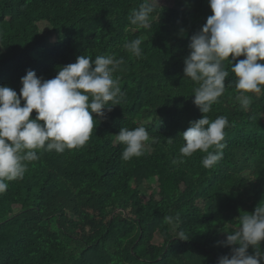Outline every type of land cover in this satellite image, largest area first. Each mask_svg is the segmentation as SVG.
<instances>
[{
  "label": "trees",
  "instance_id": "1",
  "mask_svg": "<svg viewBox=\"0 0 264 264\" xmlns=\"http://www.w3.org/2000/svg\"><path fill=\"white\" fill-rule=\"evenodd\" d=\"M140 2L0 0V85L18 95L27 70L51 79L81 54L124 61L113 73L121 103L94 119L89 140L62 153L36 150L39 159L24 162L23 178L7 181L0 264H217L231 251L217 242L239 227L240 212L264 204V91L248 93L243 109L225 60V91L205 114L230 123L223 158L205 168L206 153L197 150L174 164L182 132L202 116L183 60L212 13L208 0L161 2L143 29L129 20ZM137 38L141 58L124 47ZM141 126L150 139L141 156L125 161L115 134ZM181 231L188 240L176 237Z\"/></svg>",
  "mask_w": 264,
  "mask_h": 264
},
{
  "label": "clouds",
  "instance_id": "2",
  "mask_svg": "<svg viewBox=\"0 0 264 264\" xmlns=\"http://www.w3.org/2000/svg\"><path fill=\"white\" fill-rule=\"evenodd\" d=\"M157 5L159 0H141L131 10L130 23L148 29ZM208 5L212 14L189 38V52L183 60L184 77L198 85L193 89L192 102L202 116L189 121L182 132L185 143L179 150L181 158L173 161L183 163V157L200 150L206 153L202 159L205 168L223 158L224 130L230 126L227 117L210 120L205 115L225 91L229 72L224 61H229L237 78L235 98L243 109L252 100L248 93L264 91V0H208ZM186 35L182 28L180 36ZM141 44L142 38H137L124 47L141 58ZM241 56L244 58L238 59ZM123 62V58L113 56L93 59L81 54L74 63L58 66L51 79L27 70L20 79L19 95L13 88L0 85V194L7 191V181L23 178L24 162L39 159L36 150L62 153L89 140L94 119L101 121L121 103L123 93L113 73ZM33 111L35 118H31ZM115 136L124 145L121 158L125 161L141 156L150 139L142 126L121 127ZM238 218L239 227L224 231L225 239L217 242L231 250L220 256L217 264H264V204L258 203L252 212H240ZM165 220L174 225L179 217L166 216ZM176 237L189 239L182 231Z\"/></svg>",
  "mask_w": 264,
  "mask_h": 264
},
{
  "label": "rangeland",
  "instance_id": "3",
  "mask_svg": "<svg viewBox=\"0 0 264 264\" xmlns=\"http://www.w3.org/2000/svg\"><path fill=\"white\" fill-rule=\"evenodd\" d=\"M166 1H171V0H159V3L161 2H166ZM148 195V194H147Z\"/></svg>",
  "mask_w": 264,
  "mask_h": 264
}]
</instances>
